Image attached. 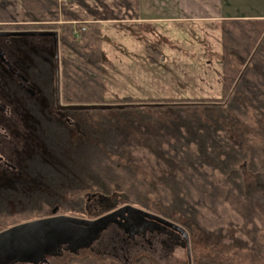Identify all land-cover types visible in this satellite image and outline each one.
I'll return each mask as SVG.
<instances>
[{
  "label": "trees",
  "instance_id": "1",
  "mask_svg": "<svg viewBox=\"0 0 264 264\" xmlns=\"http://www.w3.org/2000/svg\"><path fill=\"white\" fill-rule=\"evenodd\" d=\"M10 1L21 21L50 22L57 33L58 83L51 58L46 96L84 134L76 143L52 134L53 161L67 162L51 174L53 192L73 193L78 185L81 193H114L176 224L207 248L190 264H264V20L223 21L220 99L165 104L178 108L170 125L134 133L131 124L99 115L122 109L102 99L99 22L136 20L137 0H0ZM80 10L90 18L79 19ZM192 107L202 111L185 109ZM37 118L41 133H72L69 124ZM71 200L62 202L65 211L74 209ZM147 258L135 264H150Z\"/></svg>",
  "mask_w": 264,
  "mask_h": 264
},
{
  "label": "flooded vegetation",
  "instance_id": "2",
  "mask_svg": "<svg viewBox=\"0 0 264 264\" xmlns=\"http://www.w3.org/2000/svg\"><path fill=\"white\" fill-rule=\"evenodd\" d=\"M47 25L0 22V233L25 223H47L1 241L0 264H129L130 252L143 249L145 242L164 244L155 233L169 231L181 240L171 228L128 217V212L90 225L70 220L93 222L128 204L114 193H81L78 185L77 193L53 192L58 181L51 174L67 164L53 161V135L76 143L84 134L46 96L52 59L55 68L54 38L48 34L54 31ZM38 57L45 67L38 65ZM37 112L69 124L72 133H41ZM70 195L74 209L65 211L62 202Z\"/></svg>",
  "mask_w": 264,
  "mask_h": 264
},
{
  "label": "rangeland",
  "instance_id": "3",
  "mask_svg": "<svg viewBox=\"0 0 264 264\" xmlns=\"http://www.w3.org/2000/svg\"><path fill=\"white\" fill-rule=\"evenodd\" d=\"M78 17L90 18L81 10ZM58 20L55 26L61 29L62 18ZM223 24L188 23L148 27L101 23V95L107 104L122 109L101 111L99 115L116 120L121 127L128 128L131 124V129L137 133L142 128L161 123L170 125L177 118L178 108L165 104L220 99L223 85ZM157 104L163 106H149ZM197 108L202 111L201 107L185 109L194 111ZM138 121L139 127L136 124ZM70 197L67 199H72ZM153 235L165 241L164 244L158 239L154 240L152 246L145 242L143 249L130 252L129 264H134L135 258L142 254L148 257L150 264H190L195 261V256L207 252V248L189 237L188 258L183 240L181 242L172 232ZM145 239L150 240V236L146 235ZM139 252L137 257H132Z\"/></svg>",
  "mask_w": 264,
  "mask_h": 264
},
{
  "label": "crops",
  "instance_id": "4",
  "mask_svg": "<svg viewBox=\"0 0 264 264\" xmlns=\"http://www.w3.org/2000/svg\"><path fill=\"white\" fill-rule=\"evenodd\" d=\"M136 4V20L99 23L156 27L188 23L219 24L225 20H264V0H137ZM18 20V4L0 2V22Z\"/></svg>",
  "mask_w": 264,
  "mask_h": 264
},
{
  "label": "water",
  "instance_id": "5",
  "mask_svg": "<svg viewBox=\"0 0 264 264\" xmlns=\"http://www.w3.org/2000/svg\"><path fill=\"white\" fill-rule=\"evenodd\" d=\"M36 34H41L43 35L42 33H36ZM49 35L53 36L54 38V54H55V81H56V85L58 83V54H57V33L56 32H51V33H48ZM123 212H128V217L129 216H137V217H141V218H144L146 220H149V221H152L156 224H159V225H162V226H165V227H168V228H171L172 230H174V232L178 233L180 235V237L182 238L183 240V244L185 245L186 249H187V256H189V243H188V237L186 235V232H184V230L179 226H177L176 224L168 221V220H165L163 219L162 217H159L157 215H154L152 213H149V212H146L144 210H141L139 208H135L134 206H131V205H126L122 208H120L119 210H116V212H113L112 214H109L99 220H96V221H93V222H87V221H81V220H74V219H70L72 221H77L78 223H81V224H85V225H90V224H97L101 221H104L112 216H116L117 214L119 213H123ZM43 224H47L45 221H35V222H30V223H25V224H21V225H17L15 227H12L4 232H1L0 233V242L5 240V238H9L11 236H13L14 234L16 235L17 233L19 232H23V231H27L31 228H35V227H40L42 226ZM133 225V224H131ZM189 258V257H188Z\"/></svg>",
  "mask_w": 264,
  "mask_h": 264
}]
</instances>
